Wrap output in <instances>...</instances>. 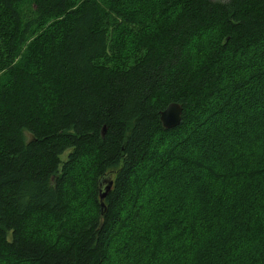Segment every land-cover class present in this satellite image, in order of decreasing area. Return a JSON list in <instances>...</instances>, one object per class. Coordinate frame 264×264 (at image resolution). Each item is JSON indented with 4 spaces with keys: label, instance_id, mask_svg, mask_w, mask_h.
<instances>
[{
    "label": "trees",
    "instance_id": "1",
    "mask_svg": "<svg viewBox=\"0 0 264 264\" xmlns=\"http://www.w3.org/2000/svg\"><path fill=\"white\" fill-rule=\"evenodd\" d=\"M0 264H264V0H0Z\"/></svg>",
    "mask_w": 264,
    "mask_h": 264
},
{
    "label": "water",
    "instance_id": "2",
    "mask_svg": "<svg viewBox=\"0 0 264 264\" xmlns=\"http://www.w3.org/2000/svg\"><path fill=\"white\" fill-rule=\"evenodd\" d=\"M183 115V107L178 103H171L168 107L160 113V120L166 130H172L181 125ZM105 188L100 191L101 207L105 211V199L112 190L114 182L109 179L103 181ZM103 187V186H102Z\"/></svg>",
    "mask_w": 264,
    "mask_h": 264
},
{
    "label": "rangeland",
    "instance_id": "3",
    "mask_svg": "<svg viewBox=\"0 0 264 264\" xmlns=\"http://www.w3.org/2000/svg\"><path fill=\"white\" fill-rule=\"evenodd\" d=\"M220 1H226V0H220ZM151 167H152V166H150V167L148 168L149 171H151V169H150ZM153 169L155 170V166H153Z\"/></svg>",
    "mask_w": 264,
    "mask_h": 264
}]
</instances>
